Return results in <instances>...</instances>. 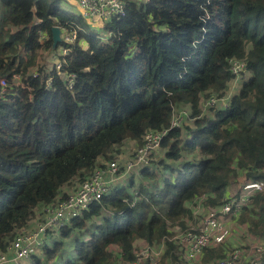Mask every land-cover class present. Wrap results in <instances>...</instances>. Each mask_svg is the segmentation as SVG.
<instances>
[{
	"label": "trees",
	"instance_id": "trees-1",
	"mask_svg": "<svg viewBox=\"0 0 264 264\" xmlns=\"http://www.w3.org/2000/svg\"><path fill=\"white\" fill-rule=\"evenodd\" d=\"M59 2L0 0V78L8 83L0 97V253L36 207L83 180L98 158L113 159L126 139L140 145L148 130L170 127L175 109L187 107L193 125L161 139L165 153L153 168L169 174L141 187L137 200L121 186L88 207L41 249L47 261L115 264L110 247L117 246L129 262L137 239L152 244L171 234L169 225L185 229L195 199L214 207L230 186L264 183V0H126L124 15L101 31ZM54 25L76 33L59 55L62 74L53 61L50 70L39 65L63 44L52 48ZM231 58L248 76L229 100L211 104L234 78ZM65 75H73L71 85ZM236 224L246 242H264V187ZM64 239L72 240L70 255ZM167 247L175 261L174 244ZM227 248L205 247L201 261ZM41 254L30 264H44Z\"/></svg>",
	"mask_w": 264,
	"mask_h": 264
},
{
	"label": "built area",
	"instance_id": "built-area-1",
	"mask_svg": "<svg viewBox=\"0 0 264 264\" xmlns=\"http://www.w3.org/2000/svg\"><path fill=\"white\" fill-rule=\"evenodd\" d=\"M69 1H73L78 9L75 14L80 15L91 28L97 31L103 30L105 23L112 18H119L125 13L126 0ZM60 30V42H63V44L58 46L55 55L53 54L51 58L53 59L54 69L62 74V62L59 55L65 56L68 53L69 49L66 44H70L75 40L76 33L62 27H60ZM39 37L45 40L47 34L40 32ZM229 64L234 78L241 77L245 68L244 63L241 60L231 58ZM50 69H52L51 66ZM31 74L32 76L37 75L35 71ZM65 78L67 83L71 85L73 75H65ZM13 82L21 83V76L15 74ZM7 87L6 79L0 78V97L5 94ZM210 103L214 104L215 101L211 99ZM182 114L185 115V112H182ZM183 123L181 117H175L173 113L170 127L160 131L148 130L143 136L142 143L135 148L131 157L123 165H120L116 156L109 160L98 158L96 166L88 172L72 193L68 194V190L62 188L60 194L52 202L35 208L34 214L27 224L15 231L6 250L0 253V264H27L33 255H36L39 250L49 244V235H55L56 231L68 224L70 220L80 217L88 207L99 202L105 195H109L112 190L118 188L122 177L127 173L135 168L149 167L151 165L149 157L160 147L162 137L166 135L168 130L180 128ZM263 187V182L255 181L243 184L233 193L228 188L222 203L214 207L203 205L205 197L195 199L188 206L192 215L201 212L197 217L199 219L197 226L183 233L169 235L171 238L166 236L164 241L167 240L166 243L171 241V243L176 244L179 252L182 253V259L188 263L199 257V264L205 247L227 243L230 246L232 245V249H225L223 257L215 259L209 264H264V242L249 241L236 244L230 242L231 225L240 216L252 192L260 191ZM35 215L39 221L30 224L32 217ZM113 252L118 255L117 261L119 264H137L141 260L143 262L149 261L151 264L152 261H155L153 251L148 249L139 253L135 249L134 259L129 262L121 261L120 248H118V252H115V250ZM178 258L177 260H180L181 257Z\"/></svg>",
	"mask_w": 264,
	"mask_h": 264
},
{
	"label": "rangeland",
	"instance_id": "rangeland-1",
	"mask_svg": "<svg viewBox=\"0 0 264 264\" xmlns=\"http://www.w3.org/2000/svg\"><path fill=\"white\" fill-rule=\"evenodd\" d=\"M60 3L62 4V2H60ZM43 55H44L43 59L42 60H41V58L39 59V65H43V66H45L46 69H48V67L51 65L50 64L51 61H52V60H50L51 57H50V55L45 54V53H43ZM44 61H45V64L43 63ZM41 63H43V64H41ZM33 69L34 68H31L30 72H32ZM247 76L248 75H246L245 72H243L241 74V77L233 78L227 84V87L223 91V96L221 97V99L216 100V98H212V101H215L214 104L220 105L223 102L229 100V98L233 94H235L237 92L241 80H243ZM201 109L204 112H207V109L203 108V106L201 107ZM182 112H185L186 116L183 115ZM188 113H189V111H188L187 107H183V108L174 110V116L175 117H181V119L184 122H188L189 125L192 126L193 124H192V121L188 118ZM126 140H128V141H126ZM126 140H125L126 142H125L124 146H121V151L119 152V154L116 155V157H118L120 165H123L131 157V154L133 153L135 148L138 146V145L136 146L135 143L132 140H129V139H126ZM163 150H160L158 148L157 150H155V152L152 155H150L149 159H151V165H152V161L155 158H162V156H164L165 152ZM151 165L149 167H147V168L146 167H144V168H135L133 171L127 173L126 176L123 177V180L121 182L122 186L123 187L124 186L127 187L129 192L133 196H135L136 199H139L138 198V193H139L141 187H146V188L151 189V188H153L155 186L156 182H157V184H160V182L162 180V175L164 173H166V174L169 173V171L168 172H163L160 169L159 170L158 169H154V168L152 169ZM146 169H149V170H152V171L155 172L154 173V178L150 177L148 174L145 175V176L142 175L143 174L142 171L146 170ZM79 184H80V181L78 180V178L75 177L73 182H71L70 184L65 186L64 189L68 190V194H69V193H72L79 186ZM230 188H231V186H230ZM235 191H237V186L231 190L232 193L235 192ZM200 214H201V212H196V214L193 213L192 218L186 219L185 220V225H186L185 229H181L179 227V225L178 226L169 225L168 229L171 231L170 235L173 236L176 233H183L185 231L190 230L191 228H195L197 226V224H198V221H199V219H197V217ZM37 221H39V220H38V217L35 215L34 217H32V219L30 221V224H34ZM90 223L92 224L93 222H90ZM236 225H238V224H236ZM66 227H67V224H66V226L61 227V229H64ZM61 229H58L56 231L55 235H52V234L49 235L48 241L50 242L51 240L52 241L61 240L62 239V237H61V233H62ZM234 235H235V237H237V240L242 239L241 238L242 235H241L240 228H235ZM171 236H169V238H171ZM72 238H73V236L71 237V239ZM165 241H167V240H165ZM165 241H164V238H163V239H161V240H159L157 242H154L152 244H148L147 242H145L142 239H137L134 242V245H135V249H136V251H138V253L140 251H142V250H145V249L153 251V255H154L155 261L154 262L152 261L151 264H173V263H175V264H198L199 257L195 261H192V262H189V263L186 260H183L182 259V253L179 252L178 247H177L176 244H174L173 254L175 255L176 258H178V257H181V258H180V260L176 259L174 261V259L171 256L167 255V253H166L167 250H168V247H167V243ZM169 242L171 243V241H169ZM67 243L69 244V240L67 241ZM53 245H54V243H52L50 246L52 247ZM110 249L112 251L115 250V252H118V247H116V246H111ZM72 251H73V249H72ZM41 252L42 251L39 250L37 254L40 255ZM40 257H41V260L44 262V264H53V262L47 261L45 259V257L43 256V254H41ZM200 260H202V259L200 258ZM176 261H178V262H176ZM116 262L117 263H115V264H119L118 261H116ZM30 263H31V261H29L27 264H30ZM137 264H150V262L149 261H144L143 262V260H141ZM199 264H203V261H201ZM205 264H209V263H205Z\"/></svg>",
	"mask_w": 264,
	"mask_h": 264
},
{
	"label": "crops",
	"instance_id": "crops-1",
	"mask_svg": "<svg viewBox=\"0 0 264 264\" xmlns=\"http://www.w3.org/2000/svg\"><path fill=\"white\" fill-rule=\"evenodd\" d=\"M60 2H62V4L60 3ZM60 6L63 8V9H65V10H68V11H71V12H73V13H77L78 11V9H77V7H76V5H75V3L73 2V1H69V0H60ZM202 106H203V103H202ZM191 121H192V119L191 118H189ZM189 120V121H190ZM187 124H189L188 122H186ZM129 140H132L134 143H135V145L137 146V145H139L138 143H137V141H135V140H133V139H129ZM126 141H128V140H126ZM126 141H124L123 142V144H122V146H124V144H125V142ZM158 149V148H157ZM156 149V150H157ZM160 149V148H159ZM161 150V149H160ZM164 153V152H163ZM163 157V156H162ZM160 158H155L153 161H157V160H159ZM153 161H152V165H151V168L153 169ZM155 169V168H154ZM157 169V168H156ZM163 172H166V171H163ZM167 174H169V173H167ZM166 173H164L163 175H162V177L165 175H167ZM126 176V175H125ZM122 180H123V177H122V179H121V182H122ZM120 186H122V183H120ZM120 186H118V187H120ZM63 189H64V187H63ZM233 189V187L231 186V188H229V190H232ZM135 200H137L136 198H135ZM235 226V227H234ZM235 228H239V225H236V222H235V224L233 223L232 225H231V230H232V232H231V235H230V242L232 243V244H236V243H246V240H244V239H240V240H237V237H235V235H234V231H235ZM73 235H75V233H72V236ZM56 241H58V240H56ZM64 241H66V246H65V252H66V254L68 255H70L71 253H72V240H69V244L67 243V241L68 240H64ZM264 241V240H263ZM55 241H50L49 242V247H50V245L52 244V243H54ZM231 247H232V245H231ZM44 256V255H43Z\"/></svg>",
	"mask_w": 264,
	"mask_h": 264
},
{
	"label": "water",
	"instance_id": "water-1",
	"mask_svg": "<svg viewBox=\"0 0 264 264\" xmlns=\"http://www.w3.org/2000/svg\"><path fill=\"white\" fill-rule=\"evenodd\" d=\"M52 34V48H55L61 41V30L58 25H54L51 29Z\"/></svg>",
	"mask_w": 264,
	"mask_h": 264
}]
</instances>
